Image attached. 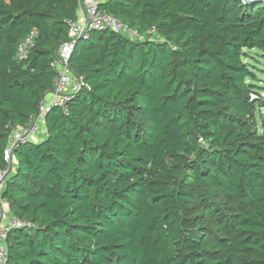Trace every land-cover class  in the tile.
Listing matches in <instances>:
<instances>
[{"label":"trees","instance_id":"obj_1","mask_svg":"<svg viewBox=\"0 0 264 264\" xmlns=\"http://www.w3.org/2000/svg\"><path fill=\"white\" fill-rule=\"evenodd\" d=\"M77 4L0 0V169L11 136L53 89ZM99 9L142 40L103 31L77 41L69 67L89 90L12 152L0 195L31 227L7 233L5 264H264V87L247 61L264 56V2Z\"/></svg>","mask_w":264,"mask_h":264},{"label":"built area","instance_id":"obj_2","mask_svg":"<svg viewBox=\"0 0 264 264\" xmlns=\"http://www.w3.org/2000/svg\"><path fill=\"white\" fill-rule=\"evenodd\" d=\"M105 0H78L76 19L67 24V40L59 45L51 67L55 70L53 89L41 98L36 113L29 124L16 130L4 151L5 167L0 169V194L7 173L13 166L12 152L19 145L34 141L45 133V115L53 109L65 110L71 97L79 91L89 90L83 77L76 75L69 67V59L78 40H87L90 32L110 31L132 40H142V36L129 29L113 16L101 11L99 5ZM36 32L32 31L20 42L16 49L17 61H25L34 47ZM30 224L17 220L7 210V203L0 195V264L6 261V237L11 229L30 228Z\"/></svg>","mask_w":264,"mask_h":264},{"label":"rangeland","instance_id":"obj_3","mask_svg":"<svg viewBox=\"0 0 264 264\" xmlns=\"http://www.w3.org/2000/svg\"><path fill=\"white\" fill-rule=\"evenodd\" d=\"M250 58L247 60L248 63H250L251 65H253L254 68V74L256 77V83L257 85H259V87H264V56L263 54L258 51V50H254L251 52ZM259 95L264 97V89H260L258 90ZM255 119H256V123H257V128L260 132L264 131V109L261 108H257L255 109Z\"/></svg>","mask_w":264,"mask_h":264},{"label":"water","instance_id":"obj_4","mask_svg":"<svg viewBox=\"0 0 264 264\" xmlns=\"http://www.w3.org/2000/svg\"><path fill=\"white\" fill-rule=\"evenodd\" d=\"M238 1L242 2L245 5H253L256 3L264 2V0H238ZM91 33H93V32H90L89 34H91Z\"/></svg>","mask_w":264,"mask_h":264},{"label":"crops","instance_id":"obj_5","mask_svg":"<svg viewBox=\"0 0 264 264\" xmlns=\"http://www.w3.org/2000/svg\"><path fill=\"white\" fill-rule=\"evenodd\" d=\"M43 137H44L43 134H42V135H39L34 141H39V140H41Z\"/></svg>","mask_w":264,"mask_h":264}]
</instances>
